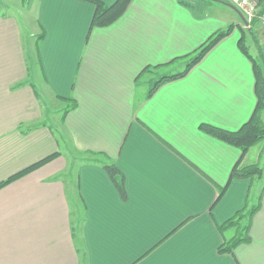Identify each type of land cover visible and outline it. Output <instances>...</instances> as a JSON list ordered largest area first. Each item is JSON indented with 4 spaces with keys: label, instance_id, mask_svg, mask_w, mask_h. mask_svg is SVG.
<instances>
[{
    "label": "crops",
    "instance_id": "obj_1",
    "mask_svg": "<svg viewBox=\"0 0 264 264\" xmlns=\"http://www.w3.org/2000/svg\"><path fill=\"white\" fill-rule=\"evenodd\" d=\"M95 12L84 0H29L30 37L43 36L41 82L21 23L0 12V183L60 153L0 190V264H264V195L251 242L233 255L219 253L228 240L219 227L255 204L259 189L253 192L250 179L230 181L241 150L200 129L237 132L251 119L257 80L239 48L240 29H252L262 47L264 30L196 12L185 0H133L106 28L92 29ZM230 25L237 28L186 77L150 95L162 76L175 74L173 65L187 64ZM141 79L147 85L139 90ZM69 98L76 106L65 117ZM59 101L60 142L47 111ZM251 154L242 165H254ZM106 163L122 172L126 201Z\"/></svg>",
    "mask_w": 264,
    "mask_h": 264
},
{
    "label": "trees",
    "instance_id": "obj_2",
    "mask_svg": "<svg viewBox=\"0 0 264 264\" xmlns=\"http://www.w3.org/2000/svg\"><path fill=\"white\" fill-rule=\"evenodd\" d=\"M96 7V12L92 22V29L94 28H106L117 22L127 11L128 7L133 0H117L111 5H107L100 0H84ZM264 0L260 2L261 12L264 13ZM256 22H254V25ZM237 28L236 25H230L226 30H221L213 34L197 51L192 55L188 56L189 59L183 71L177 72L175 74L162 76L160 80L156 82L155 87L152 89L150 95H152L155 90H157L161 85L168 81H175L186 77L189 72L198 65L203 58L224 38L231 35L234 29ZM241 39L239 40V48L242 53L252 62L254 73L257 80V107L251 117V119L242 126V128L237 132L226 131L211 125H202L201 130L216 139L223 141L233 147L241 150L242 158L241 161L235 166L230 177V181L234 179H250L252 181H258L261 183L259 188V195L257 197L256 203L250 207V202L244 210L240 211L234 218L228 220L225 224L219 227V230L224 234L225 231L231 228H237V233L231 239L225 240L224 243L219 248L220 254L233 255L235 250L242 244H249L251 242L250 231L252 227V222L256 214L260 210L261 199L264 195V168L259 164H254L250 166H244L243 160L249 153V151L257 146L261 141L264 140V125L262 121V115L264 114V71L261 66L257 63V60L251 55L245 43V31L240 29ZM250 32L254 35L252 29ZM43 36L38 37V42L42 40ZM67 102V107L64 111V116L66 117L74 108L75 103L72 98L64 99ZM95 157L97 156L94 154ZM60 153H54L37 163L27 167L26 169L12 175L5 181L0 183V190L9 184L29 175L30 173L40 169L41 167L51 163L53 160L57 159ZM105 171L109 174L113 180L115 186L117 187L122 198L126 201L128 199L127 189L125 185V180L122 172L114 163H106L103 165ZM227 187L220 188L217 200L214 206L222 199L226 192ZM213 206V207H214ZM250 207V208H249ZM247 211V212H246ZM77 228L73 230L74 237H77Z\"/></svg>",
    "mask_w": 264,
    "mask_h": 264
},
{
    "label": "rangeland",
    "instance_id": "obj_3",
    "mask_svg": "<svg viewBox=\"0 0 264 264\" xmlns=\"http://www.w3.org/2000/svg\"><path fill=\"white\" fill-rule=\"evenodd\" d=\"M2 1L7 7L3 6L2 8H0V12L5 13L7 15L12 14L13 16L17 17L23 27V37H24V42H25L26 54L28 57L31 58V61L33 62L31 70L36 80L41 82L43 79L42 70H41L40 63L38 62L39 60L38 59L39 57L38 49L40 47V42H38V38H37L38 36L35 38L30 37V31L28 30L27 23H26L27 19L25 18V9H27L29 0H2ZM185 1L186 2L188 1V4L191 5L192 9L195 10L196 12H201L203 14L214 12L217 15L219 14L220 16H225L226 19L236 18L240 23H244L242 16L234 8L230 7L229 4L226 3L224 0H218V1H221L220 3L215 0H185ZM33 14H35V12ZM255 27H258L257 29H259L260 31L263 30L262 26L258 23H256ZM34 28L35 29L38 28L39 32L41 31L40 30L41 28L39 27V24L36 21H34ZM245 43L248 49L250 50L251 55L257 60V63L259 64V66H261L262 70L264 71V48H263L264 46L263 47L262 45L259 46V43L256 42L255 38L253 37V34L249 31L245 33ZM185 65H186V62L185 63H182V61L177 62L175 65H173V67H171L174 69L173 73L183 71L185 69ZM145 83H146L145 79H141L139 83V90H140V86L141 88H143V86L147 85ZM55 104L56 103L51 102L47 107V111L49 114V122L51 123V125L56 124V126L58 127L60 123V119L62 117V113L64 111L63 110L64 105L62 104V101L57 102L56 105ZM262 121L264 125V114L262 115ZM59 131H60V128L55 127L54 132L60 142L62 140V134ZM251 152L252 154L250 155L249 163L259 164L261 167L264 168V140L261 141L257 146L253 147L251 149ZM69 156L72 159H76V160L79 159V154L74 149L70 150ZM64 179L65 181H67L66 178ZM69 181L71 180L69 179ZM255 182L257 183V188H255L256 187L255 186L253 188V192H256L261 186L260 182L258 181H255ZM73 184H75V181H73ZM74 187L76 188V186ZM68 193L70 194V199H71V204H72L71 206L73 207L74 210H76L75 213L73 210V219L75 218V220L77 221L78 211H77L76 206H79V205L76 201V193L74 192L73 188H71ZM253 204H254V201H252V203L250 204V207ZM237 231H238L237 228H231L227 230L226 231L227 238L231 239L232 237H234Z\"/></svg>",
    "mask_w": 264,
    "mask_h": 264
},
{
    "label": "built area",
    "instance_id": "obj_4",
    "mask_svg": "<svg viewBox=\"0 0 264 264\" xmlns=\"http://www.w3.org/2000/svg\"><path fill=\"white\" fill-rule=\"evenodd\" d=\"M243 16L245 27L251 29L254 22L260 24L264 30V13L261 12V0H227Z\"/></svg>",
    "mask_w": 264,
    "mask_h": 264
}]
</instances>
